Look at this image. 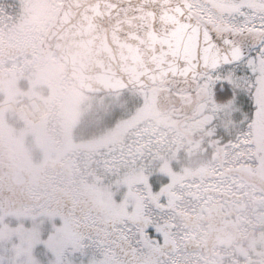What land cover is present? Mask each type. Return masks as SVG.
<instances>
[{"label":"rangeland","instance_id":"1","mask_svg":"<svg viewBox=\"0 0 264 264\" xmlns=\"http://www.w3.org/2000/svg\"><path fill=\"white\" fill-rule=\"evenodd\" d=\"M18 1L21 2L24 16L21 17L24 23L21 32L7 28L8 19L5 21V18L9 17L8 11L13 10L14 6L8 0H0V68L11 74H15V70L37 68L38 79L41 80L59 67L55 58L42 60L37 49L43 35L40 32L45 33L53 24L61 0ZM13 2L17 5V0ZM193 2L199 5L201 0ZM253 2L259 3V0ZM237 17L239 28L245 20ZM29 22H33L34 26H29ZM14 44L23 58L13 65L1 61L2 55L8 52V45ZM241 68H245V64L238 66L239 70ZM228 79L245 88L260 85L264 93V61H256L251 67L240 71L239 76ZM53 84L55 88H63L65 94L60 96V102L56 100V91L50 95L47 103L41 99L49 115L39 124H33L28 119H22L23 124H19L13 115L16 114L14 108L7 113L9 128L18 129L11 147L28 149L20 153L27 161L16 159L11 172L19 176L14 177V183L25 184L28 192L20 205L8 210L0 208V264H121L112 244L114 240L127 238L138 245L136 224L142 226L141 222H145L148 228L155 226L160 231L158 224L163 226L168 223L157 221L167 220H173L171 224L177 227L174 234L179 240L178 231L182 232V224L170 215L169 209L176 207L188 214H195L207 205L205 193H208V187L221 190L226 187V193L245 196L243 201L248 208L241 213L244 219L254 213V208L264 211V191L235 175L229 174L223 178L219 173L222 167L216 164L211 166L210 171L219 173V178H211L210 183L201 182L200 179L183 180V177H187L183 169L193 170L197 167L193 164L181 168L184 163L179 161H186L187 157L179 154L183 142L178 132L170 127L176 125H161L148 118L147 113L152 111L155 103L154 90L140 92L144 98L141 106L140 102L133 103L134 98L139 97L137 94H134V98L124 92L89 95L73 86L62 64ZM61 101L66 103L68 115L64 113ZM133 105L136 106L134 109ZM243 106L246 108L248 103ZM132 109L137 110L136 114ZM153 120L160 121L158 117ZM246 120V115L239 117V114L232 112L230 127L238 132L247 126ZM127 126L135 127L133 136L126 140L119 139L118 132L123 133ZM16 153L18 151L14 150L13 156L18 157ZM231 157L230 163L239 164L237 154ZM58 159L60 164L66 165L67 170L55 172L45 165L46 160H51L54 165ZM234 167L252 168L246 165L229 168ZM200 169L204 171L206 168ZM25 173H29L28 176ZM167 174L171 180L165 182ZM187 191L197 198L185 197ZM85 196L98 203L97 208L93 207L94 211L79 206ZM211 197L214 201L218 199L210 194ZM66 199L71 200L73 205L68 213L70 220H67L63 209ZM60 204L62 206L59 207ZM214 205L210 203V208ZM218 207L216 205L213 209ZM150 219L156 222L150 223ZM81 226L82 229L77 232ZM211 234V242L219 245V252L216 251L214 257L210 254V264H264V256L258 253L247 258L245 256L241 262L242 258L236 256L233 246L225 250L223 242L215 239V231ZM104 237L107 239L102 243L101 238ZM85 238L88 240L85 241ZM146 238L151 240L152 234H146ZM192 258L191 255L178 253L168 254L165 262L163 259L159 261L164 264H205V261Z\"/></svg>","mask_w":264,"mask_h":264},{"label":"flooded vegetation","instance_id":"2","mask_svg":"<svg viewBox=\"0 0 264 264\" xmlns=\"http://www.w3.org/2000/svg\"><path fill=\"white\" fill-rule=\"evenodd\" d=\"M191 2L192 5H195L193 0ZM16 10H9V17H6L5 21L8 19L7 28L9 27L16 31L20 30L18 32H21L24 27L21 17L24 18V16L21 8ZM192 12L203 20L207 21L209 19L207 15L201 14L199 7H192ZM238 18L246 20L242 15H238ZM29 23V26H34L33 22ZM236 30L241 34L242 39L247 40L249 45H252L253 40L258 41L260 35L264 34V23H260L259 21L242 23ZM16 31H13V33ZM40 33L41 35L43 33L37 49L40 58L42 60L45 58H55V61L59 64V67L55 68V72H51L52 75L48 73L40 80L38 79L39 70L37 68H26L21 71L15 70V74H11L0 68V208L6 210L20 205L28 192L25 184L14 183V177L19 176L11 172L12 165L16 159L21 162L23 160L27 161V158L21 154L27 152L28 149L25 147L13 149L11 147L12 141L16 136V130L18 129L9 128L8 126L7 113L10 109L8 104L20 101L28 96L32 100L40 98L46 102L52 93L55 94V91L57 95L56 100L60 102V99L62 100L60 96L65 94L63 88H55L53 86L55 74H58L60 64L63 65V63L59 61L54 51L50 49L48 43L45 41L47 31ZM17 47L15 44L14 46L8 45V52L2 55L3 59L1 61H8L13 65L16 61L22 59L21 51ZM259 49L258 43L253 47L252 51L246 48L243 50L246 52V56L242 60L211 71L208 74H200L196 78L190 79L170 78L159 85L137 90L139 93L137 100L141 105L144 103V98L140 96V92L144 93V91L154 90L156 93L155 99L153 98L155 103L152 105V111L148 112L147 115L149 119L158 117L160 121L153 119L151 121L158 124L161 123V125H171V123L176 125L170 127H173L178 132L183 142L179 154H184V157H187L186 161H179L184 163L181 168L183 169V167L193 164L197 167L193 170L183 169V173L187 175V177H183V180L194 181L200 179L201 182L206 181L210 183L211 178L215 176L219 178L217 176L219 173L225 178L226 175L230 174V171H228L229 167L237 165L252 166L248 170L240 169L243 171L242 178L233 173L252 187L257 186L253 183L263 180L264 93L261 89L262 86L256 85L253 88L252 85H249L248 88H245L244 85L241 87V85L231 83V79H228L230 76H239L240 71L251 67L256 61L263 62L264 56L260 55ZM32 55L35 58L38 57L36 54ZM243 64H245V68L239 70L238 66H242ZM229 68L231 69L228 71L227 69ZM231 90L234 93L232 95L229 94ZM245 103H248L246 108L243 106ZM61 105L64 113L68 115L66 103H62L61 101ZM241 109H246V111L240 112ZM136 112L137 110L134 111L135 114ZM232 112L239 114V117L241 115H246L247 117L245 121L247 126L238 132L235 131L236 128L230 127ZM13 115L19 124H23L17 114ZM166 120H169V122H166ZM134 128V126H127L123 133L117 131L119 139H129V136H133L132 132L135 130ZM14 150L18 151L16 153L18 157L13 156ZM236 154L239 157V164L237 162L234 164L230 163L232 159L231 155ZM214 164L220 168L222 167V170L218 174L210 171L211 166ZM45 165L49 168L52 167V170L55 172L67 170L65 168L66 165L60 164V159L56 160V164L54 165H52L51 160H46ZM200 167H205L206 169L203 171ZM28 174L25 173L27 176ZM167 176L166 182L169 179L171 180V176L168 174ZM211 181H214V179ZM209 188L206 189L208 193H205L207 205L199 209L200 211L198 210L195 214H188L176 207L173 209L167 208L169 211L171 210L172 214H169L176 217L182 224V232L178 231L179 240L176 239L174 234V230L177 227L172 226L173 220L157 221L158 223H168V225L163 224V226L158 224L161 226L160 231L155 226L148 228L145 222H141L142 226L136 224L139 246L127 240H125L127 244L114 245L118 262L121 264H164L163 262L167 260L168 254L176 255L180 253L182 256L191 255L193 256L192 259L198 258L199 261H205V264H210V254L214 257L219 246H215L211 242L210 234L213 231H215V239L223 242L225 250L230 249L231 246L236 249V256L242 258L241 262L245 256L247 258V256L257 253L264 256V211L254 208V213L244 219L241 217V213L243 214L248 208L247 204H244L243 201L245 196L226 193L224 191L226 187H223L222 190L219 188ZM257 189L260 190L258 186ZM210 194L218 198L217 201H214L212 197L210 198ZM184 196L191 199L197 198L188 191L185 192ZM80 203L79 206L82 205L85 209L91 208V211H94L93 207L97 208L98 204L95 200L88 199L86 196L84 197V201ZM210 203L219 207L216 209H213L214 206L210 208ZM237 205H240V207ZM64 206V214L66 212L67 220H70L71 217L68 216V213L70 208L73 207L71 200L66 199ZM165 211L164 209L163 212ZM149 222L156 221L150 219ZM73 229H76V227L73 226ZM77 229V232H80L82 226ZM146 234H152L153 238L151 240L147 239ZM87 239L85 238V240ZM162 259L163 262L160 263L159 260Z\"/></svg>","mask_w":264,"mask_h":264},{"label":"water","instance_id":"3","mask_svg":"<svg viewBox=\"0 0 264 264\" xmlns=\"http://www.w3.org/2000/svg\"><path fill=\"white\" fill-rule=\"evenodd\" d=\"M175 19L169 0H64L46 41L67 77L92 95L196 78L246 56L239 46L227 53L198 48L195 31L181 25L169 30L168 47H159L157 32Z\"/></svg>","mask_w":264,"mask_h":264},{"label":"snow or ice","instance_id":"4","mask_svg":"<svg viewBox=\"0 0 264 264\" xmlns=\"http://www.w3.org/2000/svg\"><path fill=\"white\" fill-rule=\"evenodd\" d=\"M194 6L200 7L201 14L207 15L209 19L206 21L192 15L190 9ZM169 7L173 10L176 19L170 24L161 25L157 32L163 37L159 42V47H168L173 39L169 30L181 25L186 34L195 31L198 48L212 45L218 51L227 53L239 46L241 51L246 48L252 51L258 43L260 55L264 56V34L260 35L258 41L253 40L252 45H249L248 41L242 39L241 34L236 30L237 15L244 16L245 23L253 21L264 23V0H259V3H254L253 0H201L199 5L188 4L187 7L184 0H169Z\"/></svg>","mask_w":264,"mask_h":264},{"label":"bare ground","instance_id":"5","mask_svg":"<svg viewBox=\"0 0 264 264\" xmlns=\"http://www.w3.org/2000/svg\"><path fill=\"white\" fill-rule=\"evenodd\" d=\"M19 112L23 111L27 119L33 124L42 122L43 118L48 116V111L45 104L39 99H23L17 106Z\"/></svg>","mask_w":264,"mask_h":264},{"label":"trees","instance_id":"6","mask_svg":"<svg viewBox=\"0 0 264 264\" xmlns=\"http://www.w3.org/2000/svg\"><path fill=\"white\" fill-rule=\"evenodd\" d=\"M8 1H10L11 3H12V7H13V9L15 10V11H17L16 9H20V3L21 2H19L18 0H17V5L13 2V1H15V0H8ZM124 93H126L127 95H129V96H133V98H134V94H137V95H139V93H138V91L137 90H127V91H123ZM229 94L230 95H232V94H234L233 93V91L231 90V92H229ZM138 98V97H137ZM137 98L135 97L134 99H135V101L133 102V103H139V101L137 100ZM141 105V104H140ZM137 107H139L138 106V104L136 105ZM136 106H134L133 105V109L136 107ZM132 109V110H133ZM134 111L135 110H133V113H134ZM228 171H230V174H235V175H238V176H240L241 178H242V173H243V171L242 170H240L239 168H236V167H234V168H229V170ZM233 174V175H234ZM243 179H246V178H243ZM166 182V181H165ZM253 184H255V185H257L258 187H259V189H261L262 191H264V175H263V180H261V181H259V182H256V183H253ZM87 211H89L90 209H86ZM91 211V210H90ZM98 237V236H97ZM100 238V237H99ZM105 238L106 237H104V238H101V241H102V243H105ZM107 239V238H106ZM115 241V243H112L113 244V246L115 245V244H119V245H124V244H127V242L125 241V239H123V238H120L119 240H114ZM118 241V242H117ZM110 244H111V241L109 242ZM108 244V243H107ZM111 244V245H112ZM108 246H109V244H108ZM115 249V248H114Z\"/></svg>","mask_w":264,"mask_h":264}]
</instances>
